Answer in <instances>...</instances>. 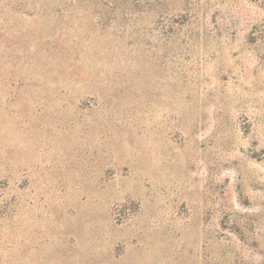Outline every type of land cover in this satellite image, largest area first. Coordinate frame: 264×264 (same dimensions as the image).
Returning a JSON list of instances; mask_svg holds the SVG:
<instances>
[{
    "label": "rangeland",
    "instance_id": "rangeland-1",
    "mask_svg": "<svg viewBox=\"0 0 264 264\" xmlns=\"http://www.w3.org/2000/svg\"><path fill=\"white\" fill-rule=\"evenodd\" d=\"M0 264H264V0H0Z\"/></svg>",
    "mask_w": 264,
    "mask_h": 264
}]
</instances>
